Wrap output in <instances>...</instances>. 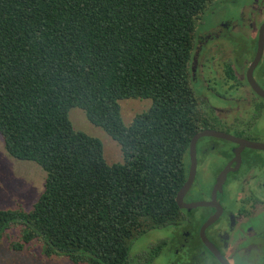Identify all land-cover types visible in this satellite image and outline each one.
Here are the masks:
<instances>
[{
    "label": "trees",
    "instance_id": "16d2710c",
    "mask_svg": "<svg viewBox=\"0 0 264 264\" xmlns=\"http://www.w3.org/2000/svg\"><path fill=\"white\" fill-rule=\"evenodd\" d=\"M214 1L0 0V136L46 172L31 207L0 208V238L16 227L15 248L39 239L76 264H131L137 238L184 219L190 140L216 127L192 78ZM124 99L150 105L126 122ZM75 107L118 142L121 161L73 127Z\"/></svg>",
    "mask_w": 264,
    "mask_h": 264
},
{
    "label": "flooded vegetation",
    "instance_id": "af4514ba",
    "mask_svg": "<svg viewBox=\"0 0 264 264\" xmlns=\"http://www.w3.org/2000/svg\"><path fill=\"white\" fill-rule=\"evenodd\" d=\"M253 10L259 19L264 3L255 5ZM263 22L264 18H260L257 24L249 23L257 36V46ZM223 25L229 32L234 29ZM212 36L207 35L197 48L192 74L194 88L216 123L211 129L264 143V96L247 79L257 46L251 56L241 58L242 51L235 48H217L218 41ZM214 47L218 53L213 52ZM263 56L254 69V78L262 90ZM214 138L218 137L199 139L196 177L184 197L187 203L209 204L183 209L187 216L178 223L151 229L172 231L153 238L131 264H158L165 253L171 256L163 264H264V149ZM225 171L222 184H218ZM214 216L216 219L203 232L204 224Z\"/></svg>",
    "mask_w": 264,
    "mask_h": 264
},
{
    "label": "rangeland",
    "instance_id": "374dc122",
    "mask_svg": "<svg viewBox=\"0 0 264 264\" xmlns=\"http://www.w3.org/2000/svg\"><path fill=\"white\" fill-rule=\"evenodd\" d=\"M264 3V0H215L206 10L202 22L197 28L198 45L206 38L212 36L218 41L220 48H235L242 51L241 58L251 56V51L257 46L255 32L250 30L249 23L264 18V12L259 16L255 15L254 6ZM234 26L228 30L225 25ZM224 29L220 32V29ZM231 28V27H230ZM228 40V41H227ZM215 46V45H214ZM234 46V47H233ZM213 52H219L213 49ZM234 65L237 66L234 60ZM264 66V56L260 65ZM205 77L206 73H205ZM261 80V76H260ZM150 105L149 100L124 99L121 100V111L123 118L129 122L133 117ZM69 117L76 130L83 131L89 135L101 139L104 145V154L109 163L122 160V151L116 142L102 127L93 124L87 118L85 111L79 107L72 108ZM231 132L235 131L229 128ZM214 140H220L214 138ZM46 172L33 160H22L11 156L5 149L0 136V208L13 209L18 206L29 208L39 198L44 190ZM187 216V213H185ZM168 228L162 232L149 230L136 239L133 246V255L143 253L146 246L153 238L160 235H167L171 232ZM12 241L22 242L19 229L14 227L11 232L4 233L0 238V264H76L68 257L60 254H47L39 239H33L24 243L20 248L11 246ZM163 254L158 264H163L167 257ZM85 264V263H80Z\"/></svg>",
    "mask_w": 264,
    "mask_h": 264
},
{
    "label": "water",
    "instance_id": "95a60500",
    "mask_svg": "<svg viewBox=\"0 0 264 264\" xmlns=\"http://www.w3.org/2000/svg\"><path fill=\"white\" fill-rule=\"evenodd\" d=\"M264 53V22L261 24L259 28V36H258V46H257V52L255 55V58L253 62L251 63L248 71H247V79L250 83V85L254 88L255 91H257L260 95L264 96V90L260 88L258 83L256 82L254 78V69L260 62L262 56ZM203 137H218L222 139H227L235 142L242 143L244 146L252 147V148H257V149H264V143L260 142H250L246 140L239 139L233 135H230L228 133H225L223 131L215 130V129H204L202 131L197 132L190 140V145H189V155H190V165H189V172H188V178L185 181L184 185L182 188L179 190L176 200L177 204L180 208L182 209H187L191 210L194 207L198 206H204L208 205L209 203L206 201H200V202H195V203H187L184 201V197L187 194V192L190 190L195 177L197 173V164H198V158H197V143L199 139ZM225 173H221V178L219 179L218 184H222ZM216 219V216L210 218L202 227V231L204 232L205 228L211 224L214 220Z\"/></svg>",
    "mask_w": 264,
    "mask_h": 264
}]
</instances>
